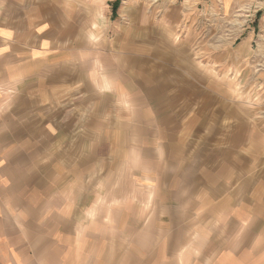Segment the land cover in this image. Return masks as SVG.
<instances>
[{"label":"crops","instance_id":"1","mask_svg":"<svg viewBox=\"0 0 264 264\" xmlns=\"http://www.w3.org/2000/svg\"><path fill=\"white\" fill-rule=\"evenodd\" d=\"M218 1L234 49L141 3L0 0V264H264V119L204 123L261 70L264 0Z\"/></svg>","mask_w":264,"mask_h":264},{"label":"rangeland","instance_id":"2","mask_svg":"<svg viewBox=\"0 0 264 264\" xmlns=\"http://www.w3.org/2000/svg\"><path fill=\"white\" fill-rule=\"evenodd\" d=\"M116 1L117 0H112V2L110 3V9L113 17H118V14L124 2H131L136 5H139L141 3L148 8V14L153 18V20L161 18L163 16V12L171 13L175 17L177 14L180 15L185 24L183 23L180 26V31L177 32V30H174L173 35L175 38H178V36H180L179 39H182L185 36L184 34L187 33L188 28L195 27L197 32H201L209 36L206 43L209 44L210 42V44L214 45L216 41L228 39L229 42H232L231 47L233 49L236 48L237 41H234V35L232 34L235 32V30L241 28V21L244 16L243 10L233 8L227 10L226 14H223L220 9L218 0H216L215 3H210V0H119L118 7L115 11H113V4ZM205 2L210 5H208L206 9L204 8V6L206 5ZM225 15L228 17V20H225ZM205 18H209L208 28L210 30L208 32L204 31L203 25L205 22ZM117 21H122V23L127 22L126 20ZM256 21L257 20H250L248 22L251 25V28L256 26ZM135 23L138 24V21H135L133 24H131V27H134V30L132 32L136 34L137 37H140L139 26L137 27ZM135 27H137L138 29H136ZM261 34L264 35V31L258 33L260 41H257L256 37L253 41V48L255 49L264 47V37L260 36ZM262 56L264 58V54ZM250 59L251 60L246 69L252 70L253 73H246V70H244V73L240 72L239 74L237 71H235L234 74L230 73L228 78L231 80L234 79V81L232 80V83H230V86L225 87V89L213 88L211 90V121L206 120L204 123L206 125L208 123H211L213 130L223 127H227L229 129L233 128L235 122L232 118H236V115H240L241 113L245 115V118L254 120L255 118L260 117V119H264V62H258L256 64V67L259 66L261 68V70L258 71L254 68V62L251 57ZM212 76L213 79H217V76L214 73H212ZM245 78L248 81L241 84L240 81ZM192 91L193 89L185 90L184 97H180L181 102H187V97L191 96ZM203 98V94H197V96L195 97V99L197 100H202ZM180 105H182V103H180ZM200 107H202V105ZM220 112L228 114L229 119L227 122H221L218 120ZM196 131L199 132L198 129H196ZM201 132L203 133V131ZM192 139H194L196 144H201V142L204 140L208 142L211 141L212 144H224L230 143L232 139H235V137L194 136V138H190V140Z\"/></svg>","mask_w":264,"mask_h":264},{"label":"trees","instance_id":"3","mask_svg":"<svg viewBox=\"0 0 264 264\" xmlns=\"http://www.w3.org/2000/svg\"><path fill=\"white\" fill-rule=\"evenodd\" d=\"M119 4V0H117L114 4H113V11L116 10V8L118 7Z\"/></svg>","mask_w":264,"mask_h":264}]
</instances>
